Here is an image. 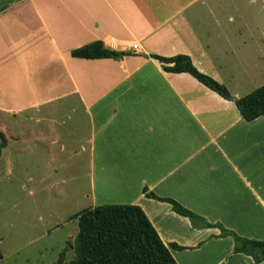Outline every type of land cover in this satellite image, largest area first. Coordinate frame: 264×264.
<instances>
[{"label":"crops","instance_id":"0c3cea01","mask_svg":"<svg viewBox=\"0 0 264 264\" xmlns=\"http://www.w3.org/2000/svg\"><path fill=\"white\" fill-rule=\"evenodd\" d=\"M244 2L264 10V0H0V160L11 144L38 146L50 167L85 155L93 205L139 207L176 264H254L218 229L194 230L141 193L264 241V116L246 123L231 101L150 58L185 55L232 99L253 93L264 29L238 12ZM96 41L129 56L71 58Z\"/></svg>","mask_w":264,"mask_h":264},{"label":"rangeland","instance_id":"374dc122","mask_svg":"<svg viewBox=\"0 0 264 264\" xmlns=\"http://www.w3.org/2000/svg\"><path fill=\"white\" fill-rule=\"evenodd\" d=\"M252 6L244 2L238 12L264 29V10ZM4 121L0 114V125ZM24 125L23 119L15 121V127ZM45 153L35 145L27 149L11 144L0 160V264H55L68 248L66 264L74 257L78 232V220L70 218L98 207L92 203L85 155L50 167L42 157ZM99 193L96 189L95 196Z\"/></svg>","mask_w":264,"mask_h":264},{"label":"trees","instance_id":"16d2710c","mask_svg":"<svg viewBox=\"0 0 264 264\" xmlns=\"http://www.w3.org/2000/svg\"><path fill=\"white\" fill-rule=\"evenodd\" d=\"M70 56L81 60H119L129 56V53L110 50L102 42L96 41L72 50ZM150 58L162 64L164 72L188 74L208 90L229 100L230 95L225 87L199 72L189 57L177 55L165 58L152 55ZM229 101L246 123L264 116V86L243 98ZM3 147L2 138L0 150ZM141 193L146 199L168 204L174 214L188 219L194 230L218 229L220 238L230 237L233 240V254L247 256L254 264L264 263V241L241 238L219 224H208L174 200L156 197L145 188ZM75 219L78 220V232L72 245L74 257L66 264H176L143 211L137 206H98L85 209L70 218ZM170 248L176 251L183 249L175 244H171ZM67 251L68 248L62 250L55 264H64Z\"/></svg>","mask_w":264,"mask_h":264},{"label":"built area","instance_id":"2783aa9c","mask_svg":"<svg viewBox=\"0 0 264 264\" xmlns=\"http://www.w3.org/2000/svg\"><path fill=\"white\" fill-rule=\"evenodd\" d=\"M130 51H131V52H136V51H137V45H132V46L130 47Z\"/></svg>","mask_w":264,"mask_h":264},{"label":"water","instance_id":"95a60500","mask_svg":"<svg viewBox=\"0 0 264 264\" xmlns=\"http://www.w3.org/2000/svg\"><path fill=\"white\" fill-rule=\"evenodd\" d=\"M229 100H232V98H231V97H229Z\"/></svg>","mask_w":264,"mask_h":264}]
</instances>
